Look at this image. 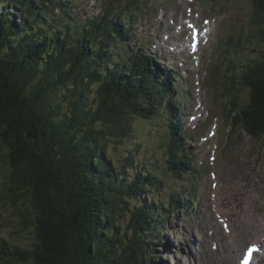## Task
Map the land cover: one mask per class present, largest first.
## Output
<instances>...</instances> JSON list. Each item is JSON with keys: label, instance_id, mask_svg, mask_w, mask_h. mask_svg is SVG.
Instances as JSON below:
<instances>
[{"label": "trees", "instance_id": "1", "mask_svg": "<svg viewBox=\"0 0 264 264\" xmlns=\"http://www.w3.org/2000/svg\"><path fill=\"white\" fill-rule=\"evenodd\" d=\"M69 2L0 0V168L7 172L0 193L22 229L32 228L27 248L0 237V264H168L156 260L154 246L172 215L191 211L181 194L188 185L164 202L161 188L168 179L161 170L136 168L130 148L118 156L109 149L141 144L136 122L162 117L168 121L162 161L183 187L192 168L175 118L181 108L174 100L177 76L156 65V55L141 45L128 58L116 51L133 47L130 3L118 14L105 9L79 24ZM251 3L244 37L256 32L262 41L258 54L245 58L230 78L233 93L243 98L246 92L236 114L241 129L261 139L264 0ZM48 9L63 20L50 21ZM124 214L127 223L118 234L117 217Z\"/></svg>", "mask_w": 264, "mask_h": 264}, {"label": "rangeland", "instance_id": "2", "mask_svg": "<svg viewBox=\"0 0 264 264\" xmlns=\"http://www.w3.org/2000/svg\"><path fill=\"white\" fill-rule=\"evenodd\" d=\"M127 1L131 2L130 0H119L111 5V1L109 3L108 0H70L69 14L73 16V21L83 24L87 17L102 12L106 5L110 6L113 13H116L121 11L122 7H126ZM179 1H181V6H176V16H178L179 9L182 8V16L186 17L189 14L186 7L191 6L194 10L201 11V20H203V16L211 18L209 24L206 21L202 28V37L208 36L209 41L198 58L200 60L198 71H193L190 78L183 73L185 79L177 73L178 80L173 84L176 89L175 101L181 102L182 105L187 102L186 99L193 103V99L195 103L194 109L185 107L178 114V116L182 115L181 122L184 129H187L188 124L191 127L194 126L196 128V134L193 132L194 136H199L198 139L204 142L201 136L207 131L212 135L214 127H217L215 136L207 140L206 143L203 144L199 140L198 151L200 154L197 157L193 156L191 168L194 164L200 171L193 177L187 175L186 179L182 181V187L181 182H176L172 173L165 170L162 158L164 143L168 139V121L162 117L155 121L141 119L144 121L136 122V127L139 130L137 138L141 144L131 141L128 145L117 147L114 143L110 146L109 151L112 155L118 156L126 153L130 148L134 155L133 163L136 168L145 170L148 165L151 169L161 170L168 179V182L164 183L161 188L162 201L167 202L169 194L174 189H183L187 185L188 187L182 190L181 194L185 195V204L189 209L193 206L190 203L188 192H192L191 196L196 197L193 215L186 212L171 216V224L166 228L161 240L154 246L157 249L155 253L160 255L156 258L157 261L161 259L168 264H237L236 253L239 248L253 246V250L246 251L245 254L252 253L254 260H257L255 264H264V137L253 138L240 129L243 128L239 120L241 114H236L239 112L242 102L235 99L231 104L229 101L231 98L234 99L230 94L235 91L231 87L230 75L232 76L235 69L226 79L222 76L224 80H218L216 77L219 76V73L214 72L212 68L216 62L225 67L228 60L232 59L235 64H243L245 57L247 59L249 55L258 54L257 43L262 39L259 36L258 42L256 32L254 37L251 34L250 44L246 42L247 45L243 46L239 55L236 54L235 48L232 46L236 45V42L239 43L238 35H241L243 30L246 31L248 22L250 24L252 3L251 0ZM7 3L9 0H4V4ZM175 3L173 0L174 6ZM162 7L163 17L169 18L171 14L169 8L172 7L171 0H136L135 4L130 6L135 9L134 20L130 23L134 30L131 43L133 47L118 46L116 51L120 52L124 58H128L131 48L137 49L140 42L144 41L142 39L145 37L144 35L151 37L149 41L154 44L158 37L159 42L156 48L154 45L150 46L152 50L158 49L162 45L163 36L157 34L172 28L168 24L154 26L152 23L154 22L155 25L159 23L162 17ZM11 10L14 15L18 13V11ZM157 14L158 19L155 20ZM47 17L52 22L59 17L63 20L58 11L55 14L49 9ZM125 17L124 13L123 18ZM124 22L129 24L131 21L128 19ZM168 22L170 23V19ZM62 24L64 25L65 22L63 21ZM182 29L190 32L189 25ZM245 33L247 32L243 34ZM228 38L231 48L227 53L226 47L223 45L226 44L225 40ZM177 41L185 44L186 48L189 47L186 45V37L181 34L177 35ZM151 49L145 50L152 52ZM198 52L197 49L196 58ZM188 66L193 67L194 63ZM218 70L221 68L219 67ZM227 80L229 83H226ZM196 81H198L197 84H195ZM187 88L188 93L186 92ZM241 95H246L245 90ZM242 101L246 102V99ZM232 106L233 111H231ZM193 112L197 113L194 117ZM226 114H231L236 124L239 122L237 125L239 128L230 130L229 119H225ZM191 144L197 147L196 141L190 140L189 145L191 146ZM136 147L139 148L135 151ZM142 157L144 158L142 159ZM146 160L147 162L143 164ZM205 161L206 165L211 167L210 172H205V165H201ZM6 173V169L1 167L0 181L5 178ZM117 218L119 219L117 222L118 234H121L127 223L128 215H119ZM261 223L263 225H259ZM256 225H259L258 229H256ZM31 230V227H28L27 230L22 229L19 215L15 213L10 203L2 200L0 193V237L7 236L11 242L27 248L32 237ZM200 242L205 244L196 251V244ZM247 242H253V245L247 246Z\"/></svg>", "mask_w": 264, "mask_h": 264}, {"label": "bare ground", "instance_id": "3", "mask_svg": "<svg viewBox=\"0 0 264 264\" xmlns=\"http://www.w3.org/2000/svg\"><path fill=\"white\" fill-rule=\"evenodd\" d=\"M109 1V0H108ZM131 2H130V6H132V5H134L135 4V2H136V0H130ZM146 1H148V0H146ZM175 7L177 6H179L180 5V2L181 1H179V0H175ZM109 3H110V1H109ZM127 4H128V1H127ZM112 5V4H111ZM127 6V5H126ZM129 5H128V7H130ZM105 9H109L110 11H112V9H110V6L109 5H106V7H105ZM105 9H103L102 11H104ZM169 9H171V8H169ZM123 9L121 8V11H122ZM183 9L181 8V11H182ZM121 11H119V12H116V13H113V11H112V13L113 14H118V13H120ZM186 11L188 12L189 11V14L186 16V17H184V16H182L183 17V19H185V18H189L190 20L191 19H193V20H195L194 21V24H196L197 26H196V32H197V34L198 35H200V34H202V28H203V23H204V21H205V19H207L208 17L207 16H203V20H201L200 19V15L202 14L201 13V11H196V10H194V8H192L191 6H188V7H186ZM193 13H197L198 14V18L197 19H195L194 18V15H193ZM174 17H173V22H172V24H168L169 26H171L172 28H169V29H167V31H165V32H163V33H161V34H163L164 36H166L167 38H168V40L169 41H177V35H179V34H181L182 36H184V37H186V45H188L189 47L188 48H186L185 47V44H182L181 42H179V44H180V46H181V48H182V52H183V54H184V56H185V58H186V70H185V74H187L188 75V77L190 78V76H191V73L193 72V71H198L197 70V67H198V65H199V62H200V60L198 59L199 58V56H200V54L203 52V50H204V48H205V46L207 45V43H208V41H209V37L207 36V37H198V39L197 40H194V41H192V39H191V36H190V34L188 33V31H186V30H183L182 28L184 27V28H186V26L188 25H186V24H183L182 23V21H181V19L178 17V16H176L175 14L173 15ZM178 26H181V28H179L178 29ZM248 30H247V28H246V31H242L241 33V35H238V38H237V40L239 41V43L238 42H236V45H232L234 48H235V52H236V54L237 55H239V53L243 50V44H244V41H246V40H248L249 38L248 37H244V32H247ZM208 32H209V30H208ZM125 33V32H124ZM207 33V32H206ZM132 34V33H131ZM209 34V33H208ZM111 37V36H110ZM130 37V36H129ZM242 37H244L243 38V40H242ZM181 38V37H180ZM230 38V37H229ZM229 38L228 39H226L225 40V42H226V44H224L223 46H225L226 47V51H227V53L229 52V50H230V48H231V46H230V41H229ZM201 41V42H200ZM159 42V40L158 39H155V43H158ZM200 42V43H199ZM152 43V42H151ZM199 43V44H198ZM120 44V43H119ZM142 44V43H141ZM151 46V45H150ZM161 46V45H160ZM197 49H198V57L196 58V51H197ZM226 54V53H225ZM225 56V55H224ZM225 58H227L226 56H225ZM246 58V57H245ZM245 58H244V60H245ZM196 59V60H195ZM194 63V66L193 67H189L188 65H192ZM245 63V62H244ZM244 63L243 64H241V63H239V64H235V62H234V60L232 59V60H228V62H227V65L225 66V67H222L221 65H219V63L218 62H216V64L215 65H213L212 66V68H213V70H214V72H218L219 73V76L218 77H216V79H218V80H224V79H226L228 76H229V74L235 69V72L233 73L234 75L237 73V71L238 70H241L242 69V66L244 65ZM221 68V70H218V68ZM224 71H225V73H224ZM222 76L224 77V79H222ZM198 83V81H196L195 82V84H197ZM226 83H229V80H227L226 81ZM231 87L233 88L234 86H233V84H231ZM231 95H232V97H234V99H232L231 97V99H229V101H230V103L232 104L233 103V101L235 100V99H238V100H243V99H246V95H241L243 98H240V97H238V94H237V92H235V93H230ZM186 101L187 102H185V104H183V108H185V107H187V108H192V109H194L195 108V103H194V100L192 99V101H193V103H191L190 102V100H188V99H186ZM234 110V108H233V106H232V110L231 111H233ZM197 113L196 112H193V117H194V115H196ZM190 117H192V115H189ZM193 119V118H192ZM225 119H229V126H230V130L232 131V130H235V129H237V128H239V127H237V126H235V122H234V117L231 115V114H226V118ZM231 123H234V125H232ZM187 124H188V122H187ZM187 127V129H184V127H183V125H182V132H183V139H185L186 141H188V143H189V141L190 140H194V141H196V146L197 147H195L194 146V144H191V146L189 145V149H190V151H192L193 150V152H194V157H197L200 153H199V151H198V148H199V140L200 139H198V137L199 136H194V134H193V132L196 134V128L193 126V127H191L189 124L186 126ZM210 127H212L211 126V124H210ZM215 128V130L213 131V133H212V135H210V132H208L207 131V133L206 134H204L203 136H201V138L204 140V142L206 143V141L207 140H209L211 137H213V136H215V134H216V132H217V127H214ZM241 129V128H240ZM210 135V136H209ZM201 142H203L202 140H200ZM204 142H203V144H204ZM201 163V162H200ZM206 161L203 163V164H201V165H205L204 166V168H205V172H210V169H211V167L210 166H208V165H206ZM192 176H190V177H193L198 171H200L199 169H198V167H196L194 164L192 165ZM201 172H202V170H201ZM189 175V174H188ZM209 203V202H208ZM208 211V210H207ZM193 214H194V212H193ZM192 214V215H193ZM259 225H263V223H261V224H259ZM259 225H256V229H258V227H259ZM215 234V233H214ZM228 235V234H227ZM230 237H233V236H230ZM217 239V238H216ZM233 239V238H232ZM235 239V238H234ZM239 240V239H238ZM223 242V241H222ZM229 243V242H228ZM203 244H205V243H202V242H200V243H197L196 244V251H198V250H200L201 249V245H203ZM251 245H253V242H247V246H251ZM221 257V256H220ZM230 257V256H229ZM243 257H245L246 259H248V264H255L256 263V261L257 260H254V258H253V254L252 253H246L245 255H243ZM222 259V258H221ZM224 261V260H223Z\"/></svg>", "mask_w": 264, "mask_h": 264}, {"label": "water", "instance_id": "4", "mask_svg": "<svg viewBox=\"0 0 264 264\" xmlns=\"http://www.w3.org/2000/svg\"><path fill=\"white\" fill-rule=\"evenodd\" d=\"M211 1H212V0H211ZM211 1H210V2H211Z\"/></svg>", "mask_w": 264, "mask_h": 264}]
</instances>
